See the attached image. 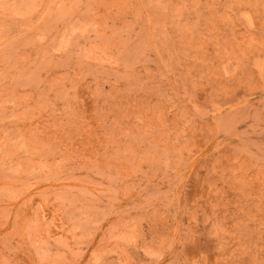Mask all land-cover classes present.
<instances>
[{
    "label": "rangeland",
    "instance_id": "1",
    "mask_svg": "<svg viewBox=\"0 0 264 264\" xmlns=\"http://www.w3.org/2000/svg\"><path fill=\"white\" fill-rule=\"evenodd\" d=\"M0 264H264V0H0Z\"/></svg>",
    "mask_w": 264,
    "mask_h": 264
}]
</instances>
